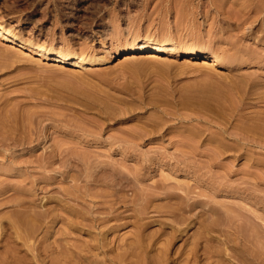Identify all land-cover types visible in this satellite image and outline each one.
Listing matches in <instances>:
<instances>
[{
    "label": "rangeland",
    "instance_id": "374dc122",
    "mask_svg": "<svg viewBox=\"0 0 264 264\" xmlns=\"http://www.w3.org/2000/svg\"><path fill=\"white\" fill-rule=\"evenodd\" d=\"M263 3L0 0V25L19 43L96 61L87 68L61 66L31 50L14 56L12 44L0 45L8 49L0 50V182L9 178L17 184L0 194V218H18L16 210L24 205L40 212L55 207L59 216L45 227L51 250L47 262L154 264L169 245V264H262L257 255L264 254V218L259 217L264 216L259 205L264 196V12L254 10L258 4L264 9ZM103 27L111 34H103ZM154 38L159 46L166 39L176 43L172 53L160 50L168 53V62H150L147 52L124 60L126 48ZM192 49L232 61V66L215 72L207 71L202 58L185 62L182 52ZM51 151L58 154L55 165L27 163ZM72 151L79 164L72 182L77 199L68 179L34 188L29 179H49L56 167L65 170L61 164ZM103 172L115 174L117 184L111 176L109 182L98 180ZM181 182L191 187V196L202 199L186 213L193 222L167 212L181 201L169 200L163 187L178 192ZM66 187L74 194L64 192ZM137 191L142 198L133 197ZM212 205L217 208L213 214ZM141 223H147L145 228ZM206 229L211 231L201 234L213 238L206 242L203 237L195 253V234ZM2 237L0 264L4 259L14 263L15 254L10 253L14 261L3 254ZM98 238L103 248L97 247ZM243 242L253 248L254 258ZM67 247L76 252L67 251L69 258L63 254ZM241 251L254 261L242 262Z\"/></svg>",
    "mask_w": 264,
    "mask_h": 264
},
{
    "label": "bare ground",
    "instance_id": "6f19581e",
    "mask_svg": "<svg viewBox=\"0 0 264 264\" xmlns=\"http://www.w3.org/2000/svg\"><path fill=\"white\" fill-rule=\"evenodd\" d=\"M134 1H136V0H134ZM264 1V0H263ZM69 2V1H68ZM70 3V2H69ZM77 4V3H76ZM264 4V3H263ZM256 5V4H255ZM78 6V5H77ZM76 6V7H77ZM80 7V6H79ZM254 7V6H253ZM264 7V6H263ZM82 8H84V7H82ZM85 9V8H84ZM254 9V8H253ZM79 10H82V9H79ZM73 11V13H74V10H72ZM254 11H256L255 13L258 15H261V13H263L264 12V9L262 8V6H260L259 4L258 5H256L255 6V10ZM236 13V12H235ZM241 13H243V12H241ZM70 14V13H69ZM236 14H238V13H236ZM245 14V13H244ZM243 16V15H242ZM241 16V17H242ZM244 19V18H243ZM244 22H246V21H244ZM243 22V23H244ZM100 31L103 33V34H105L106 36L107 35H110V34H107V29H105L104 27L103 28H101L100 29ZM110 31H108V33H109ZM113 33V32H112ZM103 37H105V36H103ZM114 37V36H113ZM143 39V38H142ZM155 39V38H154ZM170 40V39H169ZM172 40V39H171ZM156 39H155V41H147V39H146V41H143V40H138V41H136V43L133 45V46H130L129 48H126L125 50H124V55H123V58H124V60L126 59H129V58H131V56H136L137 54H140V53H146L147 55H146V58H148V59H146V60H149L150 62L153 60V61H157V63H159V62H161V63H163V61H167L168 60V58H169V55H168V53L167 54H164V52L162 53L161 51H163L162 50V48L164 47L165 49H169L170 50V53H172V52H174V51H176L175 49H176V43L175 42H171V41H167V39H166V41L165 40H162L160 43H162L160 46L156 43ZM158 41H159V39H158ZM4 42H6V43H4ZM5 44V45H7V44H12V45H10L11 46V53L14 55V56H20V55H22L23 53L24 54H26V52L28 51V50H31L34 54H36L37 55V57L39 58V59H43V60H48V61H52V62H54L55 63V65H69V64H72V65H74V66H76V67H80V68H87L88 66V64H93V63H96V61H95V59L92 61V60H86L84 57H81V56H77V54L76 53H69V52H53V51H51V50H48V49H45V48H35V47H31L30 46V44H26V43H24V42H22V43H19V41H17V39L15 38V35L12 33V31L11 30H8V29H6V28H4V27H2L1 25H0V45L1 44ZM159 43V42H158ZM152 44H154V46L152 45ZM155 44H157V45H155ZM3 47V46H2ZM5 47H7V46H5ZM4 47V48H5ZM13 47V48H12ZM151 48H154L152 51H150L151 50ZM163 48V49H164ZM2 50H4V51H7L6 50V48L5 49H3V48H1ZM0 49V50H1ZM167 49V50H168ZM161 50V51H160ZM4 51H2L1 53H3ZM11 53H9V54H11ZM176 53V52H175ZM3 55V54H2ZM182 55L184 56L183 58H184V60H185V62L187 61V62H193L195 59H198V58H202L203 59V61H202V63H203V66L207 69V71L209 70V71H219L218 69H219V67H228V66H230V64H231V62L232 61H229V60H225V59H222V58H219V57H212V58H210L211 56H213V54H205V53H203V52H201L200 50H195V49H192V50H186V51H184V52H182ZM238 55V54H237ZM210 56V57H209ZM229 56V55H228ZM231 56V55H230ZM236 57V56H235ZM241 57H239V60H241L240 59ZM232 59V58H231ZM170 60V59H169ZM236 61L238 60V59H235ZM243 60V59H242ZM241 60V61H242ZM241 61H239V62H241ZM246 61V60H245ZM168 62V61H167ZM152 63H154V62H152ZM170 63V62H169ZM160 64V63H159ZM167 64V63H166ZM190 64V63H189ZM233 64V63H232ZM202 66V67H203ZM232 66V65H231ZM230 66V67H231ZM229 68V67H228ZM74 151H72V153L71 154H67V158H66V160H65V162L63 163V164H61L62 166H65L66 167V169L65 170H63V169H60L59 167H56V168H54V173L52 174V175H50L49 176V179H43V180H40L39 178H36V179H29V178H27V177H25L24 178V180H27V179H29V182H31V183H33V185H34V188H36V189H40V190H44V189H48L49 187H53V186H57V184H60V182H62V181H67V179H68V181L71 183V184H69L70 185V187H75L76 186V184L75 185H73V181L75 182V180L77 179V167H78V162H77V160H76V156L74 155V153H73ZM70 153V152H69ZM57 157H58V154H56V153H53V151H51L49 154H45V155H43V156H41V157H38L37 159H30V160H28L27 161V163H30V164H34L33 162H36V163H38L41 167H44L45 166V164H47V163H51V165H55L56 164V160H58L57 159ZM190 166V165H189ZM21 170V169H20ZM105 172V171H104ZM104 172H103V174L101 175V176H98L99 177V179L98 180H101V181H106L108 178H109V176H111L112 177V181H111V183L112 184H115L116 182H114V180L116 179V178H114V176H115V174L113 175L112 173V175H110V173H108V172H106V173H108V176L107 175H105L104 174ZM4 176H6V177H8V175H5L4 174ZM6 180L5 181H2V182H0V194H3V193H5L6 191H8V190H10L11 189V187L12 188H14L15 187V185L17 186V184L16 183H14V182H12L9 178H5ZM95 178H93V180H94ZM97 179H95L96 181H97ZM93 180H90V181H93ZM94 180V181H95ZM89 181V180H88ZM95 181V182H96ZM108 182L110 181V178H109V180H107ZM116 181V180H115ZM264 181V180H263ZM97 182H100V181H97ZM183 185H182V184ZM181 183H179V185L181 186V187H179V189H180V191H178V192H175V191H172V190H168V187H169V189H172V187L170 188V186H166V187H163V189L165 188H167V190L166 191H164L163 193H164V196L166 195L167 196V198H169V200H173V198L174 199H180V200H178V201H181V202H179V204H178V201H177V203H175V204H178L176 207L174 206V204H173V208L172 209H170V210H168L167 212L168 213H170L172 216H174L175 218H176V220H180V221H185V219L186 220H188V221H190L188 218V215H186V213L188 212V211H191L193 208H195L198 204H200V199L198 198V196H195L194 194H193V196H191V194H190V192H192V191H189V189L191 190V187L188 185V184H186V186H184V183L183 182H181ZM262 183H264V182H262ZM117 184V183H116ZM19 185H24V184H21V183H19L18 184V186ZM187 185L190 187H187ZM264 185V184H263ZM59 186V185H58ZM163 186H165V185H163ZM20 187V186H19ZM72 187V188H73ZM162 187V186H161ZM160 187V188H161ZM55 188V187H54ZM74 189V188H73ZM76 189V188H75ZM75 189H74V191H75ZM188 189V190H187ZM69 189H67V187L65 188V191L64 192H69V194L70 193H73V192H71V191H68ZM77 190V189H76ZM138 190V189H137ZM160 190H162V188L160 189ZM261 190H263V189H261ZM82 191V190H81ZM89 191V190H88ZM134 191H136V190H134ZM139 191V190H138ZM138 191L137 192H135V195L134 194H132L133 195V197H139V196H141V197H139V198H142L143 196L142 195H140L139 193H138ZM163 191V190H162ZM77 191H75V193H76ZM145 192V191H144ZM263 192H264V190H263ZM89 193V192H88ZM160 193H162V192H160ZM194 193V192H193ZM68 194V195H69ZM74 194V193H73ZM73 194H70V195H73ZM80 195H85V194H87L86 192H85V194L84 193H79ZM143 194V193H142ZM198 194V193H197ZM70 195L68 196V197H70ZM132 195H130V196H132ZM139 195V196H138ZM145 195V194H144ZM199 195H201V194H199ZM33 196H35V195H33ZM67 196V195H66ZM77 196H79L78 195V193H76V194H74V196H72V197H74V198H76L77 199ZM89 196V195H88ZM86 197V196H85ZM121 197V196H120ZM132 197V198H133ZM150 198V197H149ZM171 198V199H170ZM83 199H86V198H83ZM138 199V198H137ZM148 199V198H147ZM126 200V199H125ZM129 200H130V198H129ZM202 200V199H201ZM22 202H23V204L24 203H26V202H24L25 200H21ZM86 201V200H85ZM121 201V200H120ZM5 202V201H4ZM118 202V201H117ZM126 202V201H125ZM130 202H131V200H130ZM262 202V203H261ZM6 203V202H5ZM101 204H102V202H100ZM128 203H129V201H128ZM149 203V202H148ZM261 203V204H260ZM3 204V202L0 204V205H2ZM130 204V203H129ZM136 204V203H135ZM140 203L138 202V205H139ZM170 204H172V203H170ZM128 205V204H127ZM131 205H132V202H131ZM144 205V204H143ZM202 205V204H201ZM259 205H261V209H262V211H264V196H262V201L260 200L259 201ZM32 206V205H31ZM215 206V205H214ZM30 207V206H29ZM28 206H27V208H29ZM66 207V206H65ZM142 207V206H141ZM144 207L145 208H148L147 207V204H145L144 205ZM143 207V210L145 209ZM210 207V206H209ZM208 207V208H209ZM212 207H213V205H212ZM171 208V207H170ZM21 209V208H20ZM70 208L68 207L66 210H69ZM139 209V208H138ZM213 210V212H212V214L215 212V210L214 209H217V208H211L210 207V209H209V211L210 210ZM54 210H55V207H54ZM53 209H52V207L51 208H47V209H45L43 212H40V211H36V210H31V211H29V210H25V205H24V208L21 210V212L19 211V210H16V213L18 212V213H20V214H18L17 213V215H18V218H0V230H2V232L0 233V235H2V236H4V237H2V239H6L5 241H6V244H7V246H6V244L5 245H3V246H5L6 247V249H5V247H4V249H5V252L3 251V254H4V256L6 255V257L7 258H11V254L14 256V254H15V256L14 257H16V258H14L13 256H12V260H13V258H14V260H18V258H21V259H19L18 261H20L21 260V263H18V264H60L59 262H57L56 261V258H55V256H54V258H55V260L53 259V258H51L50 259V261H46L48 258H50V254H48L51 250H49L50 248L48 247V246H46V238H45V235H46V230H45V227H47V226H50V223H52V221H54L55 220V218H58V213H54L53 211H54ZM140 211H139V213L142 211V208H140L139 209ZM205 210V209H204ZM207 210V209H206ZM211 210V211H212ZM210 211V212H211ZM217 211V210H216ZM218 211H219V209H218ZM70 212H72V210L70 211ZM202 212H204V211H202ZM209 212V213H210ZM206 213H207V211H206ZM75 215H79V214H75ZM75 215H72V217L74 216V218H75ZM82 216V214L79 216V217H81ZM79 217H77V218H79ZM83 217H85V215L83 216ZM259 217H261V218H264V216H262V215H259ZM73 218V219H74ZM77 218H75V219H77ZM93 218V217H92ZM91 218V219H92ZM98 218H100L99 216H98ZM178 218V219H177ZM83 220H84V218H82ZM85 219H87V218H85ZM101 219V218H100ZM100 219H97L98 220V222L100 221ZM102 219H104V218H102ZM107 219V218H106ZM106 219H104V220H106ZM79 220H81V218L79 219ZM82 220V221H83ZM96 220V221H97ZM74 221V220H73ZM77 221H78V219H77ZM92 221V220H91ZM81 222V221H80ZM79 222V223H80ZM102 222H105V221H102ZM186 222V221H185ZM190 222H193L192 220L190 221ZM177 223H179V221H177ZM187 223V222H186ZM185 223V224H186ZM189 223V222H188ZM211 223H213V222H211ZM71 224H74V222H72L71 221ZM99 224V223H98ZM142 224V223H141ZM140 224V225H141ZM167 224V223H166ZM169 224V223H168ZM214 224V223H213ZM108 225V224H107ZM147 225V223L146 224H142L141 226L143 227V226H146ZM188 225V224H187ZM263 225V224H262ZM140 226V227H141ZM172 227H174L175 229H176V227L175 226H173V225H171ZM177 226V225H176ZM189 226V225H188ZM210 226H212V225H210ZM264 226V225H263ZM141 227V228H142ZM205 227L207 228V226L205 225ZM143 228H145V227H143ZM173 228V230L174 231H177V230H175ZM179 228H181L182 229V227H180L179 226ZM181 229H179V230H181ZM140 230H142V229H140ZM203 230H205V229H203ZM207 230V229H206ZM210 229H208L207 231H205V232H200V231H198L199 233H197V234H195V235H199L198 237L196 236V237H194L196 240L194 241L195 243L193 244V246L194 245H196V246H192L193 247V251L195 252L197 249V246H198V248H199V244H201L200 242H201V240H202V238L206 241V242H209V240L211 239V237L213 238V235L212 236H210V239L208 238H205V236L206 237H208L209 235H202L201 233H203V234H206V233H209L210 231H209ZM182 231H184V229H182ZM181 231V232H182ZM209 231V232H208ZM42 232H45V233H42ZM142 232V231H141ZM142 235V234H141ZM174 235H175V233H174ZM174 235L172 234V237L173 238H170L171 240L173 239L174 240ZM178 236H179V234H178ZM32 237H34L35 238V241H34V243H32L33 241L31 240L32 239ZM140 237V236H139ZM241 237V236H240ZM264 238V235L263 236H261V238ZM100 238V237H99ZM99 238H98V245H97V247H99V248H103L105 245H104V242H103V240L102 241H100L99 240ZM245 238H247V237H245ZM263 238H262V242L264 243V241H263ZM138 239V238H137ZM141 239V238H140ZM139 239V240H140ZM241 239V238H240ZM30 240L32 241V242H30ZM204 240H203V242H204ZM214 240V239H213ZM220 240V239H219ZM247 240H248V238H247ZM246 240V241H247ZM5 241H4V243H5ZM214 241H216V240H214ZM222 241V240H221ZM138 242V241H137ZM136 242V243H137ZM170 243L169 244H172V242L171 241H169ZM218 242V241H217ZM136 243H133L132 245H131V250H132V247H134L133 249H135V251L137 250L135 247H136ZM141 243L143 244V242L141 241ZM223 243V245H225L224 244V242H222ZM226 243V242H225ZM242 243V242H241ZM262 243V246H264V244ZM137 244H140V243H137ZM142 244H140V245H142ZM203 244V243H202ZM243 244L246 246L245 248H246V251H248L247 253L248 254H250L251 256H253V258L255 257L253 254H251L252 252H251V250L253 249V248H251L250 246H248V243H247V245L245 244V242H243ZM140 245H138V247H140ZM145 246V245H144ZM169 246V245H168ZM166 247V248H164L165 250H167L168 251V249L167 248H169V247ZM205 247L204 248H206V250H207V247L208 246H206V245H204ZM20 247H22V248H20ZM56 247V246H55ZM137 247V248H138ZM141 247H143V245L141 246ZM201 247V246H200ZM49 248V249H48ZM52 248V250L53 251H55V248L52 246L51 247ZM191 248V247H190ZM188 249V251H190L191 252V250L192 249ZM209 248V247H208ZM217 248V247H216ZM58 250H60L59 248H57ZM62 249V248H61ZM63 249H65V248H63ZM61 250L62 252L64 251V250ZM68 247L65 249V251L67 252V251H69V253H72V251L71 250H73V248L71 249V247L68 249ZM195 249V250H194ZM200 249V248H199ZM20 250H25V252H23L24 253V256H22V255H19V254H21L22 253V251L20 252V253H17L18 251H20ZM126 250V249H125ZM130 249H128V251H129ZM130 250V252H133V251H131ZM146 250V249H145ZM162 250V249H161ZM205 249H204V251H206ZM219 250V249H218ZM235 250H238V249H235ZM234 250V251H235ZM240 250V249H239ZM238 250V251H239ZM31 251V253L33 254V257L31 256V258L29 257V252ZM64 251V255L66 256V254H68V258H69V253L67 252H65ZM128 251H126V252H128ZM162 251H164V250H162ZM162 251H160V255L161 256H157L158 258H153V263L154 264H169V261H170V257L168 256L169 254H167L168 252L167 251H165V252H163L162 254H161V252ZM221 251V250H220ZM237 251V252H238ZM261 251H263V253H264V250H261ZM56 252V251H55ZM59 252V251H58ZM62 252H60L61 254H62ZM125 252V253H126ZM138 252V251H137ZM194 252H191V253H193L194 254ZM217 252V251H216ZM224 252V251H223ZM223 252H221V253H223ZM242 252V251H241ZM244 252H245V250H244ZM11 253V254H10ZM74 253H76L74 250H73V253H72V255L74 254ZM129 253V252H128ZM189 253V252H188ZM196 253V252H195ZM207 253V252H206ZM259 253H261L260 251H259ZM31 254V255H32ZM53 254H56V253H53ZM63 254H62V256H63ZM132 255V254H134V252L133 253H129V255ZM138 255H137V260L139 259V261H141V259L140 258H138L139 257V253H137ZM190 254V253H189ZM235 254H240V251L238 252V253H235ZM258 254V253H257ZM18 255H19V257H18ZM48 255H50L49 257H48ZM56 255H59L58 253L56 254ZM71 254H70V256H72ZM121 255H123V254H121ZM128 255V254H127ZM190 255H192V254H190ZM196 257H200L199 256V254L198 255H196V254H194ZM241 255H242V257H244V259L243 258H241ZM241 255H239L238 256V259H239V261H241L242 259L244 260H242V262H245V260L248 262V260L247 259H250L251 257L249 256V258L248 257H246L247 255H245L244 254V256H243V252L241 253ZM64 256V257H65ZM75 256H77V254H75L74 255V257ZM126 256V254L124 255V257ZM133 256H135V255H133ZM133 256H132V258H133ZM258 256V260L259 261H261L262 259H263V261H264V254H259V255H257ZM5 257V258H6ZM74 257H71V258H73L74 259ZM136 257V256H135ZM141 257V256H140ZM25 258H27V259H25ZM121 258V257H120ZM119 258V260H120V262H121V259ZM127 258V257H126ZM131 258V257H130ZM132 258H131V260H132ZM227 258V257H226ZM246 258V259H245ZM64 259V258H63ZM65 259H67V258H65ZM65 259H64V261H65ZM73 259H70V260H73ZM143 259H144V257H143ZM261 259V260H260ZM5 260V263L4 264H6V259H4ZM10 260V259H9ZM8 260V261H9ZM13 260V261H14ZM36 260V261H35ZM59 260V259H58ZM147 260V259H146ZM8 261H7V263H8ZM16 261H14V263H11V262H9L10 264H17V263H15ZM17 261V262H18ZM63 261V262H64ZM67 261H68V259H67ZM115 262H117V260H116V258H115V260H114ZM134 261V260H133ZM198 261V260H197ZM231 261V260H230ZM229 261V263L228 264H232L231 262ZM250 262L252 261H254V259H250L249 260ZM73 262H75L74 260H73ZM262 262V261H261ZM8 263V264H9ZM62 263V262H61ZM66 262H64V264H65ZM68 263V262H67ZM246 263V262H245ZM264 262H262V264H263ZM73 264V263H72ZM75 264H76V262H75ZM117 264V263H116ZM196 264V263H195Z\"/></svg>",
    "mask_w": 264,
    "mask_h": 264
}]
</instances>
